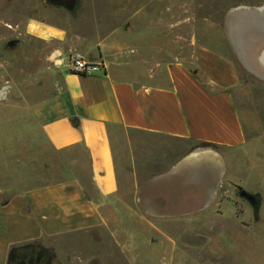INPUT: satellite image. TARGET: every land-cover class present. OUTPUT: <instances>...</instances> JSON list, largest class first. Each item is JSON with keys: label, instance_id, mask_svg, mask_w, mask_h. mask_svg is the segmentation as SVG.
Returning a JSON list of instances; mask_svg holds the SVG:
<instances>
[{"label": "crops", "instance_id": "obj_1", "mask_svg": "<svg viewBox=\"0 0 264 264\" xmlns=\"http://www.w3.org/2000/svg\"><path fill=\"white\" fill-rule=\"evenodd\" d=\"M153 1L164 7L139 9L130 0L133 12L104 14L90 32L44 23L35 27L47 37L28 30L66 44L56 53L62 89L34 112L54 151L76 161L85 153L94 193L78 178L18 192L0 188V264H8L15 246L102 229L118 260L128 264L211 255L219 228L233 237L236 203L222 196L246 187L248 158L258 154L264 165V3L232 7L220 29L210 17L178 18L171 0ZM73 53L104 67L74 74L68 67ZM133 135L211 144L231 157L196 150L159 161ZM253 177L264 181V174ZM122 181L135 185L129 203ZM254 206L259 224L263 203ZM123 207L131 223L123 220Z\"/></svg>", "mask_w": 264, "mask_h": 264}, {"label": "rangeland", "instance_id": "obj_2", "mask_svg": "<svg viewBox=\"0 0 264 264\" xmlns=\"http://www.w3.org/2000/svg\"><path fill=\"white\" fill-rule=\"evenodd\" d=\"M201 1L171 0L170 7L178 18L183 14L199 19L206 16L222 29L226 14L232 7L241 3L252 6L264 3V0ZM137 2L139 9L152 5L160 9L164 7L153 0ZM129 3L130 0H78L77 8L70 12L65 7L51 5L48 0H0V188L18 192L78 178L90 194L94 193L85 153L80 151L79 161H76V158L65 152L54 151L48 145L34 112L35 105L62 89L56 53L66 48V44L45 42L27 32L30 29L42 34L35 27L38 23L54 25L66 31L76 29L90 32L95 29L97 19L104 14L124 17L133 12L136 8ZM203 24L198 25L199 29L204 30ZM42 35L47 37L49 34ZM236 63L241 70L240 63ZM132 137L144 150L148 146L149 152H153L159 161H174L196 150L218 153L224 158L231 157L226 149L211 144L159 137ZM258 148L259 142L253 143L252 153L257 154ZM237 157L235 155L236 160ZM247 163L248 171L246 168L245 173L250 177L245 182L246 187L226 190L228 193L222 196V200L236 203L234 229L229 230L233 237L228 235L226 229L219 228L217 238L213 239L217 242L214 244L215 252L211 255L189 252L188 260L171 261V264H264V181L253 177L254 174L263 176L264 165L258 154L252 160L248 158ZM121 183L122 189L128 191L123 198L129 203L135 188L134 182ZM243 191L256 197L255 204L242 197ZM258 202L263 203L261 222L255 224L254 213L257 216L259 213L254 205ZM122 209L126 215L123 220L130 222L129 207ZM222 220L227 223L230 216L227 218L224 215ZM249 224L251 228H248ZM244 225L248 226L247 229ZM168 230L174 232L173 228ZM126 232L128 234L131 230ZM109 235L107 229H102L18 245L13 248L8 264H128L126 260H118L113 245H108ZM113 256L117 259L112 260ZM210 256L211 260L202 259Z\"/></svg>", "mask_w": 264, "mask_h": 264}, {"label": "built area", "instance_id": "obj_3", "mask_svg": "<svg viewBox=\"0 0 264 264\" xmlns=\"http://www.w3.org/2000/svg\"><path fill=\"white\" fill-rule=\"evenodd\" d=\"M68 67L70 72L78 75H90L93 72L103 68L104 65L88 61L82 55L73 53L68 58Z\"/></svg>", "mask_w": 264, "mask_h": 264}, {"label": "water", "instance_id": "obj_4", "mask_svg": "<svg viewBox=\"0 0 264 264\" xmlns=\"http://www.w3.org/2000/svg\"><path fill=\"white\" fill-rule=\"evenodd\" d=\"M49 3L51 5L58 6V7L63 6L67 10L72 11L75 8L76 0H49ZM241 195H242V197L249 200L252 204H255L256 198L253 195H251L247 192H244V191L242 192Z\"/></svg>", "mask_w": 264, "mask_h": 264}, {"label": "flooded vegetation", "instance_id": "obj_5", "mask_svg": "<svg viewBox=\"0 0 264 264\" xmlns=\"http://www.w3.org/2000/svg\"><path fill=\"white\" fill-rule=\"evenodd\" d=\"M48 2H49V0H48ZM77 4H78V0H76V5H75L74 10H72V11H70V12H74V11H75V9L77 8ZM57 7H58V6H57ZM61 7H63V6H61Z\"/></svg>", "mask_w": 264, "mask_h": 264}, {"label": "trees", "instance_id": "obj_6", "mask_svg": "<svg viewBox=\"0 0 264 264\" xmlns=\"http://www.w3.org/2000/svg\"><path fill=\"white\" fill-rule=\"evenodd\" d=\"M202 144H206V143H202ZM11 257H12V255H11ZM11 259V258H10Z\"/></svg>", "mask_w": 264, "mask_h": 264}, {"label": "clouds", "instance_id": "obj_7", "mask_svg": "<svg viewBox=\"0 0 264 264\" xmlns=\"http://www.w3.org/2000/svg\"><path fill=\"white\" fill-rule=\"evenodd\" d=\"M31 23H32V22H30V25H31ZM30 25H29V26H30Z\"/></svg>", "mask_w": 264, "mask_h": 264}]
</instances>
